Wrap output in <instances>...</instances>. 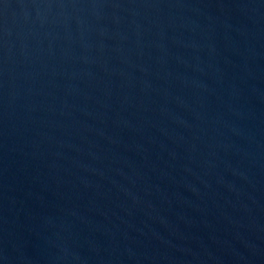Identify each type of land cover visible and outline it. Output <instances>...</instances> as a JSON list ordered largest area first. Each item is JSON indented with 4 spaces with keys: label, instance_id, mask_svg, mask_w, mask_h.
Here are the masks:
<instances>
[{
    "label": "water",
    "instance_id": "water-1",
    "mask_svg": "<svg viewBox=\"0 0 264 264\" xmlns=\"http://www.w3.org/2000/svg\"><path fill=\"white\" fill-rule=\"evenodd\" d=\"M0 264H264V0H0Z\"/></svg>",
    "mask_w": 264,
    "mask_h": 264
}]
</instances>
